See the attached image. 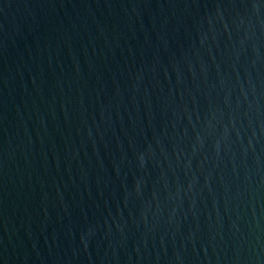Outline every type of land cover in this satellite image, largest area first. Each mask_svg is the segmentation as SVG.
<instances>
[{
	"label": "water",
	"instance_id": "obj_1",
	"mask_svg": "<svg viewBox=\"0 0 264 264\" xmlns=\"http://www.w3.org/2000/svg\"><path fill=\"white\" fill-rule=\"evenodd\" d=\"M0 264H264V0H0Z\"/></svg>",
	"mask_w": 264,
	"mask_h": 264
}]
</instances>
